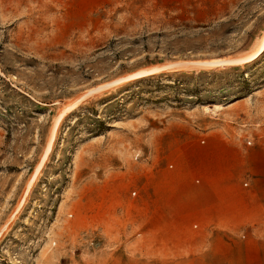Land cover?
<instances>
[{
    "label": "rangeland",
    "instance_id": "rangeland-1",
    "mask_svg": "<svg viewBox=\"0 0 264 264\" xmlns=\"http://www.w3.org/2000/svg\"><path fill=\"white\" fill-rule=\"evenodd\" d=\"M256 147L264 0H0V264H135L120 236L208 250L152 247V198L224 157L244 188Z\"/></svg>",
    "mask_w": 264,
    "mask_h": 264
},
{
    "label": "crops",
    "instance_id": "crops-1",
    "mask_svg": "<svg viewBox=\"0 0 264 264\" xmlns=\"http://www.w3.org/2000/svg\"><path fill=\"white\" fill-rule=\"evenodd\" d=\"M223 160L220 164L210 161V168L203 172L205 177L200 183H185L181 189L165 190L162 186L156 191V198H152V203L153 200L157 202V206L152 207V224L161 227L152 247L166 245L170 250L173 244L189 247L208 241V250L179 256L167 252L161 257L141 247L130 253L124 249V239L120 236L115 241L119 253L136 260L135 264H220L223 253L219 247L232 240L241 245V253L248 264H264V150L256 147L246 159L247 169L240 173L248 179L246 188L238 184L241 177L238 173L233 178L224 174L230 159L224 157ZM191 220L196 221V229H185L182 234L174 235ZM239 232L242 238L231 236ZM161 241L163 243L159 244Z\"/></svg>",
    "mask_w": 264,
    "mask_h": 264
},
{
    "label": "built area",
    "instance_id": "built-area-1",
    "mask_svg": "<svg viewBox=\"0 0 264 264\" xmlns=\"http://www.w3.org/2000/svg\"><path fill=\"white\" fill-rule=\"evenodd\" d=\"M199 142H203V138H200V139H199ZM245 144H251V139H250V138H246V139H245ZM166 166H167L168 168H171V167H172V163H171V162H167V163H166ZM194 180L197 181L198 179L195 178ZM248 184H249L248 179H245V178H244V179L241 180V185H242V186L246 187V186H248ZM130 193H131L132 195L135 194V189H131ZM193 225H195V224H193Z\"/></svg>",
    "mask_w": 264,
    "mask_h": 264
}]
</instances>
